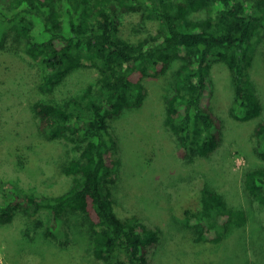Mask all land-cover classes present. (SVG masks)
Masks as SVG:
<instances>
[{"label":"trees","instance_id":"trees-1","mask_svg":"<svg viewBox=\"0 0 264 264\" xmlns=\"http://www.w3.org/2000/svg\"><path fill=\"white\" fill-rule=\"evenodd\" d=\"M200 11L206 16H190ZM132 12L154 21L156 31L136 41L122 36L123 18ZM263 27L264 0H0V57L22 49L40 69L35 86L43 96L32 105L38 132L50 143L69 139L76 149L60 166L71 180L62 193L26 192L1 181L5 200L0 222L48 212L45 234L53 236L63 215L72 210L87 220L93 259L117 264L114 258L124 251L129 264H148L158 245L157 231L121 218L108 185L118 148L111 122L124 110L144 104L148 78L165 76L174 92L163 97L164 124L176 138L178 154L210 155L223 137L211 70L222 63L234 88L230 115L255 121L252 148L264 161V106L248 71L254 37ZM175 59L182 62L171 70ZM88 61L96 71L92 80L80 92L58 99L59 84ZM5 150L15 166L33 165V154L24 144L10 140ZM243 183L264 209V165L249 168ZM182 199L175 207L184 221V237L191 246L209 251L206 259L189 264H220L221 250L233 244L240 248L239 238L244 240V257L249 250L264 259V229L246 238L250 216L244 207L209 183L197 196Z\"/></svg>","mask_w":264,"mask_h":264},{"label":"rangeland","instance_id":"rangeland-1","mask_svg":"<svg viewBox=\"0 0 264 264\" xmlns=\"http://www.w3.org/2000/svg\"><path fill=\"white\" fill-rule=\"evenodd\" d=\"M206 14L200 11L190 16L199 18ZM123 20L120 34L132 41L156 31V23L145 21L139 13H128ZM254 43V61L248 71L264 106V27L254 37ZM33 62L22 49L0 57V203L5 200L3 180L9 187L14 183L23 191L48 195L62 193L71 186L60 166L76 154L73 143L69 139L50 143L37 130L32 105L42 98L43 92L35 86L40 69L32 66ZM181 62L175 59L171 70ZM90 64L86 62L85 67L76 69L59 84L58 99L88 85L96 74ZM211 70L214 107L223 118V137L210 155L183 158L178 154L176 138L164 124L163 97L174 92L172 82H166L165 76L159 80L148 78L144 104L124 110L111 122L118 148L114 154L115 172L108 185L121 218L139 220L157 231L158 245L150 253L148 264H189L208 257L205 246H191L184 237V221L177 211L183 196H197L206 183L249 211L250 221L244 229L247 239L264 229V209L243 183L249 168L264 165L252 148L255 121L242 122L230 115L234 94L231 74L222 63H215ZM10 140L28 148L34 155L33 165L20 168L7 158L5 143ZM50 217L48 212L36 217L21 214L10 223L0 222V264H103L90 254L91 238L82 214L67 211L59 229L47 236ZM236 243L240 248L233 244L232 249L221 250L224 252L220 264H264V259L258 260L259 256L252 255L248 248L244 257V240L239 238ZM114 260L129 264L124 251Z\"/></svg>","mask_w":264,"mask_h":264}]
</instances>
